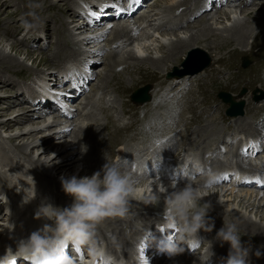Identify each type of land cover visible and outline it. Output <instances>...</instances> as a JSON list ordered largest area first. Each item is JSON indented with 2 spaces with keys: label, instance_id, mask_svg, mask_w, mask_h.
Instances as JSON below:
<instances>
[{
  "label": "bare ground",
  "instance_id": "obj_1",
  "mask_svg": "<svg viewBox=\"0 0 264 264\" xmlns=\"http://www.w3.org/2000/svg\"><path fill=\"white\" fill-rule=\"evenodd\" d=\"M62 1L70 2L71 0H62ZM74 1L75 0H73L71 3L67 2V5L69 4V6H67V9H63L60 5L52 4V3H49L48 1L43 2V4L41 5V8L39 7L30 8L31 5H29L30 6L29 7L28 5L24 4V6L27 9H30V11L28 12L27 17L24 14L23 22H26L29 25H31L32 26L31 29L33 30L35 29L34 27H38L35 25L36 23L40 24V26L44 28L45 30L44 33H46L47 37L51 33V32L48 33V31H50V28H52V31L53 29L56 28V30L54 31V34H58V36L54 35V44L56 46L55 50L57 52L55 51L56 57L53 59L59 60L60 57L62 56H67L68 58H74L75 56H79V54H81L80 51L79 52L77 51V53L73 52V50L75 49L74 47H78V44L80 42V39H78V37L95 31V26H97L98 24H101L102 21L105 20L102 18L113 16V18L118 19L117 20L118 23H116L115 24L116 26L114 27L115 38L110 41L109 45L116 44L115 51H114L115 53L109 54L108 57L106 58V62L109 61L111 64H107L105 62V66H104L105 68L100 73V76L104 75L106 77H104V79L102 80H99L100 88H98L97 90L92 89V91H94V93L92 94L93 96L91 94H88L86 96L88 99L85 97L87 99V102L85 101L86 103L82 111V113H85L84 115L85 117H83L80 114L79 116L81 119H78L77 121H75L76 119L75 120L73 119L74 121H72L73 117L66 110L64 111L63 108H61L58 103L54 102L55 98L48 91L47 85L50 86L51 84H54L55 81L52 79L53 77L52 74H48L46 77L49 83H44L45 82L44 81L41 91L39 90L35 91L34 87L31 85L28 86V88L23 89L24 93L26 91H30L29 94L32 91L34 92L32 96L25 97L23 95L21 98L24 99V101H31L33 103H36V107H34L36 110L32 107H24L21 110L22 114L19 117H16L14 119H9L7 120V122H4L3 120L0 121V132L4 130V132L7 133L15 129L20 131L16 134L11 133L10 136H8L7 138H3L2 135L0 134V139H2V141L4 142V143L0 142V158H1L0 160H2L0 161L1 162L0 166L3 165V166L11 167L13 168V171L17 170L18 171L17 173L19 174H20L19 171H21V174H20L21 176L18 177L19 174H17V176L14 179H12V181L14 180L18 181L16 183V186H21L23 190L25 191V194L27 193L28 197H31L35 194V198L29 202L31 203V207L34 208L33 211L30 210L31 207L30 208L26 207V209L24 210L25 206H22L20 209L15 211L16 212L14 213L15 215L13 214L12 217L13 218L15 217V218L14 219L11 218L10 220L8 219L10 218L9 214L6 215V213H4L2 217L7 222L9 221V224H8L9 229H12V232H14L15 234H18L22 231L24 225H25L24 229H26L28 232L35 231V230L42 228L43 225L47 223V221H45L44 219L38 220L34 218L35 212L40 206L39 204L37 207V203H36L37 197L44 196L43 197L45 200L44 203L52 204L53 202L54 206L61 207V208L67 207V204L71 205L72 197L65 194V192L62 190L61 178H59V175L64 174L63 175L64 178H70L75 173H77V171L79 170V169L77 170V166H79V163L82 162L84 164V168L79 176L81 177L91 176L93 174V170L95 169L100 170L102 166L105 163H107V160H108L110 164L119 163L122 166V171L130 173L138 181V183L136 184L137 192H136L135 197L130 199L128 212H131L133 214V216L135 217L133 218L136 220V222L143 223V224L150 223V219H151L150 216L147 214H137L136 213L137 211L135 212L132 210L133 209H136V210L152 209L154 211H152L151 213H156L158 212L156 210H159L161 211V214H163L162 211L164 209V196L166 195L167 191L168 192L173 191V186L171 185V182H175L179 184L178 186L180 187L178 186L177 187L181 188L187 182H191L196 186H202V185H205L209 180L214 181L212 188L210 189L208 193L205 194V197L202 199L201 203L210 204L209 209L211 210V212L207 214L209 215H213L212 213L216 214L214 219H218L217 224H220V227H215L214 223H212L211 221H208L209 224L213 226L212 231L206 232L203 229L199 231V233L202 235H208V237H206L207 238L206 241L203 239L202 241L200 239H191L189 240V243L187 244L185 243L186 240L181 238L180 243L182 245H185L184 247H187V245H189L191 247L190 249L191 251L194 248H196V246L203 245V242H206L204 243V245H207L208 243H210L209 248L206 249L208 250L209 253L211 249L212 252H215L214 253L215 257L219 259L227 258L230 245L228 243H223V244L214 243L209 237L216 236L218 229L223 227L224 224L225 225L235 224L238 228L239 235H241L242 243H244V245L245 244L249 245L251 243L253 246H255L253 250L252 249L249 250V257H248L249 264H264V224H263L264 222V177H253V179H250L251 181L248 183L246 182V180L249 178L247 179L237 178L235 185L241 188H251L250 191L248 190L249 192L246 190L247 192L244 193L242 192L244 190H239L240 188L237 189L238 191L235 188H231V187H229L230 189L227 188V184L225 183V180L227 176H229L227 175V172L229 171V169H227L226 164L231 165L233 162V158H229L228 161L226 162L223 160L222 161L223 165L218 160H215L216 158L213 160L214 154H212L210 151H208L207 153V150L212 149V146L214 143L212 144L206 143V141L210 142L212 140L213 135H208V133L206 134L207 130H205V134L202 135L200 133V135L198 136L199 137L198 140L199 139L202 140L203 143L199 145L198 150L196 151L197 153L203 150L202 148H204L205 145L209 144L208 147L206 146L207 148L205 147L206 149L205 152H200L203 155L202 159H200V156L196 155L194 151H190V149H185L181 151L177 156L173 157L168 153L167 150H165L163 146H160L158 144L157 141H160V140L159 138H156L154 135H152V137H155L153 138V141H152L153 145H148L147 142L146 144L139 143V145H136L137 149L136 150L134 149L132 151V149L128 146V144H124V147H120L119 152L115 153L114 151H112L113 147L118 145L119 143L121 144V141L123 140H120L118 136H112L111 134H109V130L119 125L118 120H116V117H114L115 114L111 112V110L106 109V108H102V109L98 108L96 104L97 101L95 99V96L97 95L98 90H100L101 92V95L99 96L100 98L98 97V101L104 100L106 98L104 96L106 95V93L104 92V90H102V88L107 89L115 94L118 93L121 97H125V94L127 92V87L118 85L117 83L118 80L115 79L116 78L115 75L116 76H124V75H120L118 72H114V70L117 68L123 70V68H121L122 66L124 67V70L128 71V73L130 74L141 73L140 72L141 66H142L141 63H147L148 65H150L152 62L154 65L153 70L158 69V65L160 64H163L162 66L167 68L169 65L175 66L176 63L177 64L179 63L180 60L175 59L177 54L185 55L188 52V50L199 48L190 53L189 58L184 63V65L187 66L192 60H194L193 58L198 57L197 55L199 53L202 54L203 51L200 50V48H203V49H206L207 52H209V54L213 57V63L210 65V69H212L214 64L216 65L218 64L216 62V58L218 57L215 52V49L220 50L223 46H225V44H228V43H225V44L219 45L218 43L226 42L227 40H236V44L234 43L233 44L235 46L240 47L243 50H246L247 47L245 48V45L247 43V38L253 32V29H254L253 28L254 26L252 27V25L253 24H255L256 26L260 25L259 23L261 22L259 21L262 18L264 19V12H262V15L260 17H257L254 15L257 13L256 12L257 9L253 11H250V10L244 11V14L242 13V11H240L241 17L238 18L237 16L235 17V15L232 14V11L230 12V11L222 10L220 13L222 14L223 17H225V20H228L230 22V23L227 22V23L222 24V22L219 19L220 17L217 18V14H213L212 16V14L208 12V10L209 8L211 9L213 7L215 2L218 3L219 6H223L229 0H204V2L200 5H199V2H201L202 0H185V1L182 0L181 2H176L172 4L170 7L166 8V11L161 13L162 15L159 18L160 22L158 20L159 24H156V23L153 24L151 23L152 21H150L149 18L147 21L146 17L148 15L146 14H144L146 15L145 17L142 16L140 17V19H137L135 21L132 20L133 16L129 15L130 11H134L138 5L143 4L144 0H133L132 2H129V0H125L126 2L129 3L130 7L128 8H125L124 6L119 5L118 3H116V0H114V2L113 0L112 2L106 0V1L99 2L100 4L92 2L90 0H85V2H87L88 5H90V8L92 9V11L93 9H95L98 12H102V15L98 14L99 17H97L96 15H93V18H92L89 16V14H86L85 24L86 25L90 24V26L87 25V27H85L86 29L84 28L83 30H80L79 36L75 38L73 37L74 39L72 38L73 39L72 40L68 38V34H69L68 25L69 23H72L73 21H80L78 20L79 18L75 19L74 17L76 14H82V13H78V10L74 8V5H73ZM156 1H160V0H156ZM250 2L251 0H247L245 3V6H247V4H249ZM106 3L112 6L110 7V9H108V11L105 7ZM0 7L2 10L3 6H0ZM98 7L100 8L98 9ZM235 7L238 8V6H235ZM242 7H244V5H242ZM34 9L39 10V11L42 10L43 14H40L39 16L37 15L38 18L33 17L32 14H34L33 12L36 11ZM46 9L49 13L52 14V17L58 19V22L55 24L52 19L54 26H51L49 24L47 26L46 25L47 23L45 24L47 20L45 19L43 21L41 20V18L45 16L44 12H46L45 11ZM177 9H180V11L178 15L175 16L176 15L175 10L177 11ZM61 10H63L64 14L68 15L66 18L60 14L59 15L56 14L57 11L62 12ZM236 10L237 9L233 11L234 14L237 13ZM84 12L86 11H83V13ZM201 13H203L202 14L203 16L201 15L199 16V14ZM149 14H151L150 10H149ZM159 15L160 14L155 13V16L159 17ZM123 16L125 18H122ZM152 16L153 15H151L150 17L152 18ZM197 16L198 18L195 19V17ZM96 17L99 19H96ZM223 17H221V19ZM231 17H233V20ZM122 19L124 21H126L127 19H131L132 21L131 27L133 26L135 30L133 27L130 28L129 25L128 26L125 24L124 26L120 25L119 21H121ZM173 20H179V22L175 23ZM142 23L147 25V27L149 26H151L152 28L154 27L155 32L159 33V31L162 30V31H165L166 34H161L160 35L161 39H159L158 36L155 37L154 39L155 33L146 32L144 29L145 26L143 27ZM263 26H260L258 30H264ZM12 28L14 29V27ZM141 29H144V30H141ZM10 30H8V32L7 30L6 32H4L5 38L10 36V35H7V34H10L9 33ZM182 30H186L185 36L181 35L180 32H182ZM135 31L137 33H135ZM139 31H142V32L145 31L144 36L146 37V39L148 40L149 38H151L152 40L153 38L152 40L153 42L149 44L147 43V41L142 40L144 43L140 41L141 43H138L139 45L136 46V48L131 49V50L129 49V51L126 52V54L117 58L116 53H117L119 46L122 43L124 44V48L128 46H132L134 42L138 41L136 40L135 35H138ZM168 32H170V34H168ZM106 35H107L106 33L100 34V35H90L89 38H94V41L97 44H100L101 43L100 39L101 38L103 39ZM213 35H216L217 39L215 38L212 41ZM258 35H264V31H261L260 33H258ZM12 36L15 37L16 34L13 33ZM168 36H173V37H170V39H168L169 38ZM257 37L258 36L256 34L254 45H253V48L251 49L255 48V45H256L255 42H256ZM166 39H168V41H166ZM7 41L8 40H5V42ZM82 41L83 40H81V42ZM208 43H211V44L213 43L215 45L213 51H212V47H210ZM18 44L19 43H17V45ZM68 45H71L70 49H67ZM152 47H155V48H152ZM164 47H166V49ZM11 50L16 51V47L11 48ZM105 50L106 48H103L102 52L104 53ZM151 50L159 54V57H157L156 60L150 57L153 55L152 54L153 52ZM135 51H138V55H137V52ZM234 51L236 52L237 50H234ZM16 52L18 54H21V51L20 52L16 51ZM82 54H84V52ZM25 56L27 59H29L31 54L27 53ZM87 57H88V64L87 65L83 64L82 66L81 64L79 66L77 64V67L73 69L72 71H70V78H66L64 76L63 73H66V72L56 74L60 77L61 80L63 79L65 80L66 87L65 86L63 87L62 85V87L64 88L62 95L66 97L68 100H73L78 94H81L85 89H87L86 84L93 76V75H89L87 72L86 73L84 72L86 71L85 70L86 67L91 66L92 64L94 65L98 61L96 57L93 58L91 55H87ZM38 58H40V56L37 57V59ZM41 59L40 61L42 62L46 61L45 59H43V57ZM129 59L131 61H129ZM167 60H169L168 61L169 63L166 62ZM205 60H206V57L204 61ZM47 61L49 62V60ZM127 62H132L134 64V65L131 64L133 68L132 72L129 70V68H127L126 65H124V64H127ZM82 63H84V61H82ZM139 63L141 65H139ZM248 64L249 63H246L244 64V66L249 67L250 64L249 65ZM15 67L19 70H26L24 62L22 63V61L20 62L16 57L13 58L10 54H7V52L0 50V70H3L2 71L3 73H7V71L13 70V68ZM214 67H217V66H214ZM82 68L85 71H80V69ZM160 70H163L162 67L160 68ZM203 70L201 69L199 72L196 73V75L199 74ZM166 71L168 70H165L164 72ZM19 72L20 71H18V73ZM212 78H214V75L211 77V79ZM223 78L224 80L226 79L225 77ZM110 79H114V80L108 81ZM119 79L122 80L120 77ZM168 79L171 81L170 78ZM200 80H203V79L198 78L196 81L197 87L205 85V81L200 83L199 82ZM215 80H216V77H215ZM6 84H9L10 86L13 87V85H11L9 81H7ZM13 84L16 85L15 83ZM121 84H124V82ZM95 86L93 85L94 88ZM16 88H18V86ZM20 91L21 90H17L16 93L20 95L19 93ZM184 93L186 94V91H184ZM191 93H192V88L187 90V96L188 95L191 96ZM43 100H48V103L42 104ZM192 104L191 106H193ZM135 105L142 106L141 102H136ZM194 109L193 107H191L190 110L193 111ZM98 111H101L103 113V115L105 116L104 120H99L100 119L99 116L98 117L94 116L95 114L97 115ZM51 112H55V114L54 113L50 114ZM47 113H49V115H46ZM53 115H56V117L54 118V121L52 122V124L44 128L41 127V128L27 129L29 125H32V124L40 125L42 122H46V119H48L50 116H53ZM210 116H212L210 118H214V119L213 120H210V118L207 119V115L205 114L203 119L198 118L199 120H195V122L199 121V124L202 122L212 123L217 120L213 114H211ZM37 117H39L40 120H34V118H37ZM252 119L255 120V118H252ZM85 120H86V123H85ZM88 120L90 121L89 124H87ZM35 121H38V122H35ZM39 121H42V122H39ZM52 126L54 128L50 129V127ZM73 127H75V129L73 130V132H71V135H69V130ZM256 128H257V124L255 122L254 124H251V122L248 123L247 120H242V118L235 119L234 131L235 130L238 131L239 134L244 133L247 136H253V135L259 134V136H261L264 139V135L260 134L259 133L260 130H257ZM129 129H131V126L124 127L121 129V131H128ZM151 130L152 128L148 130L147 134L151 132ZM41 131H45L46 137H45V140L43 139L44 141L43 142L40 141L41 142L40 143L39 140H37V138H38V134ZM137 134L144 135L143 133H140V132H138ZM34 139H36L37 141ZM29 140H32V141H29ZM43 144L47 145L45 147V150L43 151V153L45 154V157L42 159L41 158H38V159L31 158L32 149H36L35 147H38V146L40 147V145H43ZM217 144H220V143L217 142ZM5 145L7 146V148L4 147ZM247 146L248 148L244 149L247 151V153L254 151L255 148L251 147L250 142L247 144ZM31 147L33 148L31 149ZM58 147H61V149L58 150ZM55 149H57L56 157L58 155H61V156L57 158L56 157L51 158L53 154H50V151H54ZM129 153H132L131 157L128 156ZM234 154L238 155L237 152H235ZM99 155H102L103 157H99ZM186 156L190 157L192 159V162H194L197 165L192 179L179 177V175L175 174L174 172L169 173L167 175H160L159 173L157 174L155 173V166L157 165V163H161L165 161H177L178 158H185ZM105 157H107V160ZM143 157H146L147 163L141 161ZM134 165H137V169L135 170L134 173H132L131 168H133ZM235 165H237V167L235 169L236 171L234 172V174L237 175V168L242 169L244 166H243V163L238 162V161L235 162ZM24 170L25 172L23 173L22 171ZM249 171H254V169L253 170L249 169ZM210 173L212 174L210 175ZM23 175H25V178H21ZM196 177H199V179H197V181H193V179H195ZM248 177H252V176H248ZM1 179L3 178L0 175V180ZM258 179L260 181H258ZM35 188L38 189L37 190L38 193L33 191ZM254 188H256L257 191H254L255 190ZM2 192L8 193V189L6 190L2 189ZM261 192H263L262 195H261ZM158 193H159L158 197L162 198V204L156 203L157 207L149 208L150 206L148 204L150 202L148 199L154 198L155 196H157ZM50 195H51V198H50ZM219 196L221 200H219L220 199ZM43 198L41 197V199ZM44 200H42V204ZM234 203L236 204L235 206L233 205ZM26 205H30V204H26ZM1 209L3 210V208L0 207V210ZM32 213L34 214L33 217L31 215ZM253 213L256 216L260 214V217H261L260 222H257L255 219L252 218L250 214H253ZM159 214H156V215H159ZM26 216H29V218H32V219H30V221L26 220ZM125 219H127L128 221H124ZM160 219L162 218L160 217ZM104 223L108 224L109 226L105 227L100 224L97 229V235H98L99 230L108 232L109 228H111V231L108 232L107 235L108 237L112 236L114 240L111 242H108L107 249L110 250L112 253H114V255L118 251V249H114V246L121 243L123 249H119V252L125 255L126 257L125 259L134 258L133 256L136 254H141L143 257H145V251L148 250L150 247H152L153 249L151 250V252L147 254L148 256H152L154 254L152 258L149 260L150 262H153L154 260H156V258H159L156 264H203L201 260H199V258L194 257L190 254H187L186 253L187 251L178 255L179 260L181 261L180 263L173 260L172 257L171 258L168 257L167 254L162 253L158 250L157 245L155 243H152L151 241L148 240L147 235L151 236V231L147 229L150 226L146 227L143 231L141 228H138V227L134 228V223L131 221V219H129L126 216L123 217L121 220L119 219V217L109 218V219H106ZM156 223L159 224L160 221ZM6 226L7 225H5V227ZM121 232H124L125 234L131 233L134 235L131 236L130 239L126 240L125 236L122 235ZM158 232H160L159 235L155 237V240L157 241H163V240L171 241L177 235L176 230L174 229L170 230L168 225H163ZM137 236L141 238V248L136 246ZM3 238L5 239V237ZM3 238L1 235L0 239L3 240ZM24 238H27L26 235L23 236V239ZM13 239H15L14 235H11L9 233V235H7V238L4 241L12 244L15 249L16 243L13 242ZM195 240H197V242ZM147 241H148V246H147ZM193 241L194 243H191ZM128 242H129V245H127ZM127 246L129 247L127 248ZM83 251L84 249H76V251H73L71 248L69 249V253L70 254L72 253L71 255L73 256L78 255L80 258H82L83 255L85 254ZM257 252H260L259 256L256 255ZM120 253H117L118 255H115V257H117L118 260L120 258ZM80 258L78 259V261H80ZM19 263L24 264L23 261H20ZM224 263H225L224 260L223 261L221 260L220 264H224ZM78 264H82V263L78 262ZM100 264H102V261ZM117 264H126V262L118 261ZM137 264H139V262H137Z\"/></svg>",
  "mask_w": 264,
  "mask_h": 264
},
{
  "label": "rangeland",
  "instance_id": "obj_2",
  "mask_svg": "<svg viewBox=\"0 0 264 264\" xmlns=\"http://www.w3.org/2000/svg\"><path fill=\"white\" fill-rule=\"evenodd\" d=\"M45 1H48L49 3H52V4H58L63 9H67V6H69V4L67 5V2H69V1L66 2V1H62V0H43V1L42 0H7V1L6 0H0V6H3L2 10L0 7V50L7 52V54H10L13 58L16 57L20 62L21 61H22V63L24 62L25 69H26V70H19L15 67V68H13V70L7 71V73H3L2 72L3 70H0V82H1L0 83V121L3 120L4 122H7V120H9V119H14L16 117H19L22 114L21 110L24 107H32V108L36 107V103H33L31 101H24V99L21 98L23 95L25 97L32 96L34 92L32 91L29 94L30 91H26L24 93L23 89H26V88H28V86L31 85L34 87L35 91H38V90L41 91L43 84L49 83V81L47 80V77H46L48 74H52V76H53L52 79L55 81L54 84H51L50 86L47 85L48 91L50 92V94L52 96H54V98H55L54 102H58L59 99L62 101V97L59 96V92L61 90V94L63 93V89H64L63 87L64 86L66 87L65 80L64 79L61 80L60 77L56 74L66 72V73H63L64 76L66 78H70V71L75 69L77 67V64H78V66L80 64H81V66L83 64L87 65L88 64L87 55H91L93 58L96 57L98 62L95 63L94 65L92 64L91 66L86 67V69H85L86 71L83 68L80 69V71H85L84 73L87 72L89 75H93L91 79H93L94 81L91 84H89L87 82V84H86L87 89L84 90L85 92H87V91L88 92L86 93L85 96L81 97L79 99V101H77L76 103L74 101L73 105L71 104L72 103L71 102L70 108L66 105L64 108V104H62V102H61V106L64 109V111L66 110L73 117L72 121H74L75 119H76L75 121H77L78 119H81L79 116L80 114L83 117H85L84 116L85 113H82V111H83L85 103L87 102V99H88L86 96L88 94L92 95L94 93V91H92V89L97 90L98 88H100L99 87V85H100L99 80H102V79H104V77H106L104 75L100 76V73L105 68L104 66H105L106 58L108 57V55L115 53L114 51H115L116 44H114V45H109V44H110V41L115 38L114 27L116 26L115 24L118 23V21H117L118 19L113 18V16H108L107 18L104 17L102 19H105V20H103L101 24H98L97 26H95V31H93L92 33H87L89 35L86 34V35L79 36L80 30H83L85 27H87V25L90 26V24H87V25L85 24L86 14H89V16L93 18V15H96L97 17H99L98 14L102 15V12H98L95 9H93V11H92V9L90 8V5H88L87 2H85V0H75L73 3L74 8L78 10V13H82V14H80L82 16H81V18H79L78 14H76L74 18L75 19L79 18V20L83 19L84 26H82V27H81V25L77 26V24H76L77 21H73L72 23H69L68 26H69L70 31L68 34V38L72 39L73 37L75 38V37L79 36L78 39H80V42L78 44V47H74L75 49L73 50V52L77 53V51L78 52L80 51L81 54H79V56H75L74 58H68L67 56H62V57H60L59 60H55V59H53L56 57V55H55L56 46L54 44V35L58 36V34H54V31L56 30V28L53 29V31H52V28H50V31H48V33L49 32H51V33L47 37L46 33H44V31H45L44 28H42V26H40V24L36 23L35 25L38 27H34L35 29L33 30V29H31L32 28L31 25H29L26 22H23L24 14L27 17L28 12L30 11V9H27L24 6V4L28 5V6L31 5V7L29 6L30 8H37V7L41 8V5ZM72 1L73 0H71L69 3H71ZM90 1L95 2V3H99L102 1H106V0H90ZM108 1L112 2V0H108ZM181 1L182 0H164V2H163V0L162 1L161 0L160 1L152 0L148 6H145V8H144V6L141 7V8H144L143 9L144 11H142L137 17H133V20L135 21L137 19H140V17H142V16L145 17L146 15H148L146 17L147 21L149 18L150 21H152L151 23L159 24V22H160L159 18L162 15L161 13L165 12L166 8L170 7L172 4H174L176 2H181ZM203 1L204 0H202L201 2L203 3ZM253 1L249 5H247L248 7L245 6L242 8H239V7L238 8L237 7H230L229 8L227 6L226 7L225 6H219L218 7V4H215L211 9L209 8L208 12H210L212 14V16H213V14H217V18L220 17L219 19L222 22V24L229 22L228 20H225V17H223L222 14L220 13L222 10L230 11V12L232 11V14L235 15V17L237 16L238 18H240L241 17L240 11H242V13L244 14V11H248V10L253 11V10L257 9L256 10L257 13L254 15L257 17H260L262 15V12H264V0H253ZM1 2H3V3H1ZM113 2H114V0H113ZM201 2H199V5L201 4ZM95 3H93V4H95ZM116 3L121 5V1H119V0H116ZM100 7H101V5H100ZM100 7H98V9ZM105 7L108 11V9H110V7H112V6H110L106 3ZM105 7H104V9H105ZM218 9H220V10H218ZM235 9H237L236 14H234V12H233ZM34 10H36V9H34ZM149 10H150L151 14H149ZM45 11H46V12H44L45 16L43 18H41V20L42 21L44 19L47 20L45 22V24L47 23L46 24L47 26H48V24L51 26H54V24L58 22V19L52 17V14L49 13L47 11V9ZM61 11L62 12L57 11L56 14H58V15L60 14L66 18L68 15L64 14L63 10H61ZM83 11H86V12L83 13ZM94 11H96V12H94ZM179 11H180V9H177V11L175 10V12H176L175 16L178 15ZM33 13L34 14H32V16L35 18H38V16L40 14H43V11L42 10L41 11L36 10ZM35 13H36V15H35ZM105 13H103V14H105ZM155 13L160 14L159 17L155 16ZM144 14H146V15H144ZM202 14L203 13L199 14V16L200 15L203 16ZM151 15H153L152 18L150 17ZM97 17H96V19H99ZM221 17H223V18L221 19ZM196 18H198V16L195 17V19ZM231 18L233 20V17H231ZM52 19L54 21V24L52 22ZM127 20H126L127 22L124 21L123 19L121 21H119L120 25L124 26V24H125L127 26L129 25L130 28H132L133 27V26L131 27L132 21L131 20L129 21V19H127ZM158 20H159V22H158ZM206 20H204V21H206ZM173 21H176V20H173ZM259 22H261V23H259L260 25L258 24L259 26H256L255 24L252 25V27L254 26L253 27L254 29H253V32L247 38V43L245 45V48L247 47L246 50H243L240 47L235 46L234 44H236V40H227L226 42L218 43L219 45H222L225 43H228V44H225V46H223L220 50L215 49V52H216L217 57H218V58H216V62L218 64L217 65L214 64V66H217V67L213 66V68L210 69V65L213 63V61H212L206 69H204L203 71H201L197 75L191 74V73H193L198 68V66H200V64L204 62V59L206 57V53L203 49H200L203 51L202 54L199 53L197 55L198 57H196V59L192 60L187 66H185L184 63L189 58L190 53L196 49H199V48L188 50V52L185 55L184 54L183 55L177 54L175 59L180 60L179 63L178 64L176 63L175 66L169 65L167 68L162 66L163 64H160V65H158V69L153 70L154 65L152 62L150 65H148L147 63H141L142 64L141 70H140L141 73L130 74V73H128V71L124 70L123 66L121 67V68H123V70L118 69V68L115 69L116 68L115 67L114 72H118L120 75H124V76H116L115 75V77H116L115 79L118 80V82H117L118 85L127 87V92L125 94V97H121L118 93L115 94V93H113L107 89H104V88H102V90H104V92L106 93V95H104L106 97L104 100L98 101V97L101 95L100 90H98V93L95 96V99L97 101L96 104H97L98 108H101V109L106 108V109L111 110V112H113L115 114L114 117H116V120H118L119 125L110 129L109 134H111L112 136H118L120 138V140H123V141H121V144L119 143L118 145L114 146L112 151H114L115 153L119 152V148L124 147V144H128V146L133 151L134 148H133V146H131L130 141H134L135 145H138L139 143L146 144V142H147L146 137H149V135H150V132L148 134H147V132H148V130H150L152 128V130H151V132H153L152 135H154L156 138H159V140H160V141H157L158 144L160 146H163L165 148V150H167L171 156L175 157L181 151H183L185 149H190V151H194V153L196 155H199L200 159H202L203 155L200 152H205V150H206L205 147L206 146L208 147L209 144L214 143L212 146V149H208L207 153H208V151H210L212 154H214L213 160L216 158L215 160H218L223 165V162H222L223 160L226 162V161H228L229 158H233V161L235 162V160H237V157H239L241 155L248 154L247 151L244 149L248 148L247 144L250 142L251 147L255 148L253 152H250V154L255 153L258 150H260L261 149L260 147H262V145H263V148L259 151L261 153H259V155L257 157L249 156L247 159V163L251 160H256L255 164H249L248 163L249 167H259V168H253L254 171H249V169H245L244 167L242 168L243 170L240 168H237L236 179L237 178L238 179H247V178L253 179V177H264V175H263L264 170L261 169L262 167H264V141H263L264 139L261 136H259V134H256L253 136H247L244 133L239 134L238 131H236V130L234 131L235 119L242 118V120H247L248 123L251 122V124H254V122H255L257 124L256 129L260 130L259 133L264 135V126H263L264 125V99L257 101V102H254V101H252V98H251L252 95L246 94V91L250 90V88H254L257 90L259 89L260 91L264 92V35H258V33H260L261 31H264V30H258V28L260 26L264 25V19L262 18ZM12 27H14V29ZM145 27H144V29L146 32L155 33L154 39L157 36L159 39H161L160 35L166 34L165 31H162V30L161 31L163 33L161 31H159V33L155 32L154 27L153 28L151 26L147 27V25H145ZM263 27H262V29H263ZM144 29H141V30H144ZM6 30H7V32H8V30H10V32H9L10 34H7L10 36H8L7 38L4 37L5 36L4 32H6ZM134 30H135V28H134ZM144 32L139 31L138 32L139 34L135 35L136 40H138V41L134 42L132 46H128V47L124 48V44L122 43L117 50V53H116L117 58L126 54V52H128L129 49L131 50V49L136 48V46L139 45L138 43H141V42L144 43L142 40L147 41V43L151 44L153 42L152 41L153 38H152V40H151V38H149L147 40L146 37L144 36ZM182 32H180L181 35L185 36L186 30H182ZM194 32H195V30H194ZM13 33L16 34L15 37L12 36ZM105 33L107 35L103 39L102 38L100 39L101 40L100 44H97L94 41V38H89L90 35H100V34H105ZM135 33H137V32L135 31ZM168 34H170V32H168ZM256 34L258 36L256 39V42H255L256 45H255L254 49H251V48H253ZM91 37H93V36H91ZM168 37H169L168 39H170V37H173V36H168ZM85 38L87 41L85 40ZM215 38H216V35H213L212 41ZM168 39H166V41H168ZM5 40H8V41L5 42ZM81 40H83L82 41L83 43L81 42ZM166 41H164V42H166ZM17 43H19L20 45L19 44L17 45ZM208 45L210 47H212V51H213L215 45L213 43L212 44L208 43ZM211 45H213V46H211ZM13 47H16V51H18V52L21 51V54H18L16 51L11 50V48H13ZM70 48H71V45H68L67 49H70ZM103 48H106L104 53L102 52ZM152 48H155V47H152ZM164 48L166 49V47H164ZM234 50H237V51L235 52ZM83 52H84V54H82ZM135 52H137V55H138V51H135ZM27 53L31 54L29 59H27L25 56ZM152 54L153 55L150 57L154 58L155 60L157 57H159V54H157L155 51ZM39 56H40V58L37 59V57H39ZM42 57L46 61H43V62L40 61V59ZM47 60H49V62ZM220 60H222V61H220ZM82 61H84V63H82ZM129 61H131V60L129 59ZM168 61L169 60H167L166 62H168ZM106 63L111 64L109 61ZM246 63L250 64V65L248 64L249 67L244 66V64H246ZM131 64L134 65L132 62H127V64H124V65H126L127 68H129V70L132 72L133 68H132ZM141 64L139 63V65H141ZM159 67L160 68L162 67L163 70H160ZM177 68H178V71L176 70ZM165 70H168V71L164 72ZM18 71H20V72L18 73ZM156 72H157V75L155 74ZM84 73H82V74H84ZM174 73H178L177 75L188 73V74H186V76H188L187 78H183L184 76L178 77V80L182 79L183 82L185 83V85L183 87H181L178 83L174 84V82H172L168 79V78H170V79L177 78L175 76H172V77L170 76V75H173ZM158 75H163V76L158 78ZM199 75H200V77H199ZM213 75H214V78L211 79V77ZM119 77L123 81L120 80ZM123 77H125V78H123ZM215 77H216V80H215ZM223 77H225L226 79L224 80ZM165 78L168 79V80H165V84L162 86L163 87L162 90L165 92L159 93L158 90L160 89L159 88L160 86L158 87V85H155L156 89L154 91L150 90V93H149V95L151 96V99H152V96L154 97V100L151 102V105L149 106V105L145 104V106H146L145 108L137 110V112L139 114H143L142 116H139L137 113L132 115L131 113L136 112L133 110L138 109V108L133 107L131 109L130 101H129V95L135 89L139 88L140 86H144L148 83H151V84L159 83L160 79H165ZM198 78L203 79V80L199 81L200 83L205 81L204 86L197 87L196 86L197 82L195 85L193 80L197 81ZM113 80L114 79H110L108 81H113ZM7 81H9L10 84L13 85V87L10 86L9 84H6ZM123 82H124V84H121ZM13 83H15L16 85H14ZM62 85H63V87H62ZM93 85L94 86L96 85L95 88L93 87ZM14 86H15V88H14ZM17 86H18V88H16ZM170 86L173 88L172 90H170L171 89V88H169ZM152 87H154V86L152 85ZM190 88H192L191 96H189V95L187 96V90ZM199 88H200V90H199ZM254 89H252V91ZM17 90H21L19 92L20 95H18L16 93ZM184 91H186V94L184 93ZM220 91L229 92L233 95H237L238 93L239 94H242V93L246 94V95L242 94L243 95L242 98H243V100H245V103H246L243 116H237V117L226 116L225 109L227 106L225 104H223L222 101L218 97V93ZM52 92H53V94H52ZM238 98H240V97H238ZM42 103L46 104V103H48V100H44V101H42ZM191 104L193 106H191ZM157 105H158V107H157ZM164 105L167 107H165ZM138 107L139 108L143 107V105L138 106ZM191 107H193V109L195 107V109L193 111H191L190 110ZM157 108H159L160 111L161 110L164 111L165 115H161L159 110H157ZM109 110H107V111H109ZM120 111H121V113H120ZM260 112H261V114H260ZM53 113L55 114V112H51L50 114H53ZM101 113H102L101 111H98L97 115L95 114L94 116H97V117L99 116L100 117L99 120H104L105 116L103 115V113L102 114ZM205 114L207 115V119L212 117L210 115L213 114L217 120L215 122H212V123L202 122L199 124V121L195 122V120L203 119ZM46 115H49V113H47ZM119 115H120V117H119ZM125 115L127 117L132 115L131 116V119H132L131 123L129 122L124 126H120V124L122 125L124 122L123 119H124ZM55 117H56V115L50 116L48 119H46V122L39 121V122H42L40 125L39 124H37V125L32 124V125H29L27 129L41 128V127L44 128V127L52 124ZM190 117H191V119H190ZM252 118H255V120H253ZM82 119H84V118H82ZM144 119L146 120V122L143 121ZM213 119L214 118H210V120H213ZM34 120H40V118L37 117V118H34ZM126 121H128V120H126ZM142 121L144 122V124L141 123ZM258 121H260V122H258ZM35 122H38V121H35ZM85 123H86V120H85ZM89 123H90V121L88 120L87 124H89ZM129 126H131V129H129L128 131H121L122 128L129 127ZM51 128H54V127L52 126V127H50V129ZM74 129H75V127L71 128L69 130V135H71V132H73ZM205 130H207L206 134L208 133V135H213L212 140L210 142L206 141V143H209V144L205 145L204 148H202L203 150H201L199 153H197L196 151L198 150L199 145H201L203 143L202 140H200V139L198 140V138H199L198 136L200 135V133L202 135L205 134ZM114 131H115V133H114ZM18 132H20V131L17 129L9 131L7 133H5L3 130L0 132V134L2 135L3 138H7L8 136H10L11 133L16 134ZM138 132L143 133L144 135H139V134H137ZM167 132H174L175 134L171 139H165L164 137H162V133L166 134ZM127 133H129V135ZM169 134L170 133H168L167 135L169 136ZM45 137H46L45 131H41L38 134L37 140H39V142L40 141L43 142L45 140ZM155 137H153V138H155ZM255 138H257V140H255ZM243 139H244V143L241 146V142L243 141ZM34 140H36V139H34ZM29 141H32V140H29ZM0 142H3L2 139H0ZM217 142H219L220 144H217ZM147 144H148V142H147ZM166 144H167V146H166ZM174 144H176V145H174ZM222 145H224L223 149H224L225 153H227V151L229 152L228 156H222V153H221L222 152ZM238 145H240L241 147L239 148V150L236 151ZM46 146H47L46 144H43V145H40V147L39 146L35 147L36 149H32L33 147H31V149H32L31 158H35V159L44 158L45 154L43 153V151L45 150ZM4 147L7 148L6 145ZM60 149H61V147H58V150H60ZM235 152H237L238 155L234 154ZM50 154H53L51 156V158L56 157L57 149H55L54 151H50ZM232 154H233V156H230ZM59 156H61V155H58L57 157H59ZM128 156L131 157L132 153H129ZM99 157H103V156L99 155ZM226 157H228V158H226ZM241 159H244V157H242ZM0 161H2V160H0ZM141 161L147 163L146 157H143L141 159ZM238 162H241V160L240 161L238 160ZM226 166L228 169V164H226ZM149 167H150V165H149ZM83 168H84V164L82 162L79 163V166H77V170L78 169L79 170L74 175L77 176L78 178L81 177L79 175L82 172ZM134 168L136 170L137 165H134L132 169H134ZM0 171H1L0 175L3 178L0 180V207L3 208V210H4V211L2 209L0 210V237L2 235V238L5 237V239H6L7 235H9V233H10L11 235H14V237L16 238L17 234L12 232V229H9V227H8L9 221L7 222L5 219H3L2 216L4 215V213H6V215L9 214L10 218H8V219L10 220L11 218H13L12 217L13 214L16 213L15 211L20 209L22 206H25L24 210L26 209V207L30 208L31 203L28 202L26 204H30V205H26L23 202L24 197L26 195L25 191L23 190V188L21 186H16V183L18 181H15V180H14L15 182L12 181V179H14L17 176V174H19V173H17L18 171L17 170L13 171V168L8 167V166H3V165L0 166ZM96 171H98V169L93 170V173ZM19 172L21 174V171H19ZM22 172L24 173L25 170ZM20 174L18 175V177L21 176ZM211 174L212 173H210V175ZM26 175H28V174H26ZM63 175L64 174L59 175V178L63 177ZM230 176H233V174H231ZM248 176H252V177H248ZM21 178H25V175H23ZM197 179H199V177H196L195 179H193V181H197ZM228 179H229V182H228ZM233 181H235V176L230 177V178L227 177V179L225 180V183L227 184V188L231 187V188H235L236 190L240 188L239 190H244V191H242L244 193L247 192L248 190L250 191L251 188H241L239 186H236L235 184H234V186L233 185L231 186ZM258 181H260V180L258 179ZM2 189H5V190L8 189V193H5L6 195L3 194ZM254 189H255L254 191H257L256 188H254ZM37 190L38 189L35 188L33 191L38 193ZM262 194H263V192H261V195ZM158 196H159V193L154 198L148 199L150 202L148 204L150 206L149 208L157 207L156 203H154V201ZM41 197L43 198L44 196H38L37 197V200H36L37 207L39 204L41 206L42 200H44V198L41 199ZM50 198H51V195H50ZM159 198H160L159 203L162 204V198L161 197H159ZM219 198H220V196H219ZM38 200H40V201H38ZM219 200H221V198ZM206 201H204V202H206ZM44 202H45V200L43 201V203ZM52 204H53V202H52ZM68 205L69 204H67V206ZM233 205L235 206L236 204L234 203ZM33 209L34 208L31 207L30 210L33 211ZM22 211H23V209H22ZM132 211H135V212L137 211L136 212L137 214H147L151 218L150 223H146V224L139 223V222H136L133 214L131 212H128L126 217L131 219V221L134 223V228L138 227V228H141L143 231L146 227L150 226L147 230L151 231V227L153 228L155 225L160 226V228L163 225H166L165 223H163L162 219H160L162 214H161V211H159V210H156V211H158L156 213H151L152 211H154L152 209H149V210L148 209H143V210L133 209ZM210 212H211V210L209 209L207 213H210ZM156 214H159V215H156ZM212 214L213 215L207 214L206 220L214 223L215 227H220V224H217L218 219H214L216 214H214V213H212ZM31 215H32V217L34 216L33 213ZM250 215L257 222L261 221L260 214H258L257 216L254 213L250 214ZM119 219L121 220L122 218L119 217ZM124 221H128V220L125 219ZM158 221H160L159 224L156 223ZM48 222L51 223L50 221H47V223ZM152 224H154V225H152ZM263 224H264V222H263ZM5 225H7V226L5 227ZM101 225L105 226V227L109 226L108 224H105L104 222ZM24 230L26 233H29V234H26V237H28L30 235V233L33 232V231L28 232L26 229H24ZM110 231H111V228H109L108 232H110ZM108 232H104L103 230H99L98 235H97V239L100 237L101 238L100 241H108V242L113 241L114 239L112 236L108 237V235H107ZM121 234L125 236L126 240L130 239V237L134 235L131 233L125 234L124 232H121ZM198 236H199L201 241H202V239L206 241V239H207L206 237H208V235H202L200 233ZM240 237H241V235H240ZM209 238L214 243H221L219 240L216 239V236H212ZM5 239L3 238V240H5ZM149 239L152 240L153 238L152 239L149 238ZM195 241L197 242V240H195ZM204 243H206V242H203V245L196 246V248H194L192 251L190 250L191 247L189 245H187V247H185L184 252L187 251L186 252L187 254H190L194 257L199 258V260H201V262L203 263L202 260L206 259V257L210 254L208 252V250H206L209 248L210 243H208L207 245H204ZM127 245H129V242L127 243ZM107 246L108 245H106V248H107ZM128 247L129 246H127V248ZM198 247L200 248L199 250L203 249L202 253H204V254L200 253V251H197ZM245 247L249 248L250 250L251 249L253 250V248H255V246H253L251 243L249 245L245 244ZM256 247H258V246H256ZM114 249H118L117 253H120L119 249H123L122 244L119 243L118 245L114 246ZM152 249L153 248L150 247V251L148 253H150ZM117 253L115 255H118ZM213 253H215V252H213ZM147 254H145V256H147V258L149 259L150 256H148ZM85 256L88 257V255H85ZM152 256H151V258H152ZM213 257H215V256L213 255L211 257V264H220L221 260L222 261L224 260V262H225L224 264H226V258L219 259L217 257H215V258H213ZM120 258H121L120 262H126V264H137V262L134 261L133 258L125 259L126 258L125 255H123L121 253H120ZM158 260H159V258H156V260H154L152 262V264H156ZM78 262L79 263L81 262V258H80V261H78Z\"/></svg>",
  "mask_w": 264,
  "mask_h": 264
},
{
  "label": "clouds",
  "instance_id": "obj_3",
  "mask_svg": "<svg viewBox=\"0 0 264 264\" xmlns=\"http://www.w3.org/2000/svg\"><path fill=\"white\" fill-rule=\"evenodd\" d=\"M137 183L130 173L122 171L119 163L110 164L108 160L91 176L61 177L62 190L72 197L71 205L61 208L51 203L41 204L34 218L51 223H45L27 238L19 240L15 251L8 247L0 257V264H13V261L15 264L20 261L24 264H78V259L69 253L70 248L73 251L86 249L93 258V264L96 258H100L102 264H117L115 257L97 247V229L106 219L123 218L128 214ZM213 183L209 180L205 185L196 186L187 182L181 188L173 185V191H167L161 218L170 230H176L177 235L171 241L153 239L152 243L160 252L170 258L175 257L185 251L181 238L200 239L198 233L201 229L212 231L213 226L206 220L210 204L201 201ZM34 198L35 194L28 197L26 193L24 203ZM154 203H159V197ZM216 239L230 245L226 264H249L250 249L242 243L235 224H224L217 231ZM213 255L210 249V255L203 264H211ZM256 255L259 256L260 252Z\"/></svg>",
  "mask_w": 264,
  "mask_h": 264
},
{
  "label": "water",
  "instance_id": "obj_4",
  "mask_svg": "<svg viewBox=\"0 0 264 264\" xmlns=\"http://www.w3.org/2000/svg\"><path fill=\"white\" fill-rule=\"evenodd\" d=\"M207 64H208V61H206L205 64L198 67L195 70V72L205 68L207 66ZM219 97H221L224 102L230 103L231 107L226 111L228 116H236V115H240V114L242 115L243 114V104H241V103L237 104V105L234 104L231 97L227 94L220 93Z\"/></svg>",
  "mask_w": 264,
  "mask_h": 264
},
{
  "label": "snow or ice",
  "instance_id": "obj_5",
  "mask_svg": "<svg viewBox=\"0 0 264 264\" xmlns=\"http://www.w3.org/2000/svg\"><path fill=\"white\" fill-rule=\"evenodd\" d=\"M13 264H15V261H13Z\"/></svg>",
  "mask_w": 264,
  "mask_h": 264
}]
</instances>
